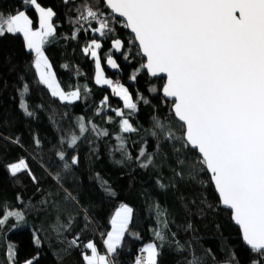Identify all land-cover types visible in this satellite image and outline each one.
Returning a JSON list of instances; mask_svg holds the SVG:
<instances>
[{"label": "trees", "instance_id": "obj_1", "mask_svg": "<svg viewBox=\"0 0 264 264\" xmlns=\"http://www.w3.org/2000/svg\"><path fill=\"white\" fill-rule=\"evenodd\" d=\"M39 2L57 13L56 36L45 45L52 71L65 92L80 89L81 99L65 103L53 97L40 83L34 54L26 49L22 35L0 36V206L21 210L26 216V223L19 227L14 218L0 226V264H25L36 256L39 258L35 264H85L82 253L90 254V250L83 245L92 241L101 253L106 251L104 234L111 231V219L121 205L133 209V222L114 258L115 264H134L145 244L161 243L154 234L161 227L156 205L167 214L166 240L158 264H189L193 251L202 264H223L229 255H234L240 264H251L257 257L244 245L231 213L221 208L209 174L202 171L195 179L187 174L183 178L176 176L182 168L178 159H184L190 150L177 153L179 141L169 142L152 135L156 120L166 123L177 136L183 135V128L173 114L172 103L162 97L164 79L149 78L142 67L145 61L137 55V46L131 44L125 52L114 51V38L129 44L132 36L128 30L114 25L115 34L107 38L91 31L76 34V9L83 0ZM18 10H26L37 27V13L22 0H0V13L15 14ZM74 34L76 39L72 38ZM92 39L102 44L99 52L107 77L126 86L137 102L135 112L125 109L123 101L110 89L96 84L95 62L83 52ZM108 56L120 65L117 71L106 66ZM133 75L135 80L131 79ZM25 84L29 91L21 97ZM22 101L32 116L20 107ZM117 109H122L125 116H117ZM81 117L89 131L75 148H70L69 137L73 133L79 135ZM124 118L129 119L136 132L121 133ZM92 125L107 130L108 135L97 136ZM118 135L125 137L132 159H125L115 150ZM142 148L154 157L148 168L140 167L136 159ZM60 151L65 152L69 163L73 155H78L79 164L70 171L64 170L65 161L57 156ZM20 159L28 162L38 184L27 173L11 176L7 165ZM57 172L64 177L62 187L49 175ZM63 189L71 192L75 200H66ZM69 223L70 227L57 231L58 226ZM189 224L192 228H188ZM35 236L40 238L39 246L34 242ZM76 236L80 246L70 247ZM177 242L184 251L178 250ZM10 250L15 252L14 262L8 256Z\"/></svg>", "mask_w": 264, "mask_h": 264}, {"label": "snow or ice", "instance_id": "obj_2", "mask_svg": "<svg viewBox=\"0 0 264 264\" xmlns=\"http://www.w3.org/2000/svg\"><path fill=\"white\" fill-rule=\"evenodd\" d=\"M22 3L38 14V27L34 29L33 19L26 10H18L15 14L0 13V36L22 35L26 49L34 54L39 81L53 97L68 103L81 99L80 89L65 92L61 88L45 54V45L56 36L54 17L57 13L51 7L42 6L39 0H22ZM76 12V34L91 31L93 35L107 38L115 34L114 25L130 30L132 39L128 45L114 38L112 47L125 52L129 51V45L135 44L137 55L146 59L142 67L153 77L161 74L165 77L163 95L171 100L172 110L183 128V135L177 136L166 123L156 120L152 135L169 142L179 141L180 147L175 148L177 153L190 150L184 159H178L182 168L175 175L183 178L187 174L195 179L202 171L210 174L220 203L231 211L243 242L257 257L251 264H264V0H83ZM72 38L77 37L74 34ZM101 47L100 41L92 39L83 48L85 55L94 58L96 84L110 87L123 100V107L135 112L137 102L128 88L105 77ZM124 59L128 60L129 56L125 55ZM107 64L113 69L120 67L112 56L107 57ZM131 79L135 80L136 76ZM28 91L25 84L21 97ZM20 107L27 115H33L23 101ZM115 112L117 116H125L122 109ZM79 121V135H70V148H75L83 134L89 131L82 117ZM91 130L97 136L108 135L107 130L96 125H92ZM120 130L121 133L137 131L127 118L121 120ZM116 139L119 144L115 150L125 159H132L125 137L118 135ZM35 143L39 146L40 142L36 140ZM57 156L65 161L66 171L79 164L78 155H73L70 163L64 151ZM136 159L142 168L154 163L153 155L147 153L146 148L140 150ZM7 168L13 177L27 173L34 183H39L25 159ZM49 175L62 187L64 177L60 172ZM63 191L66 200H75L71 192ZM17 199L24 203L21 197ZM155 207L161 227L154 230V234L161 243L152 242L142 247L134 264H158L160 249L166 240L167 214L158 205ZM10 218H14L17 227L26 223L23 211L0 206V226L7 224ZM132 222L133 209L121 205L111 219V231L104 234L106 251L101 253L92 241L83 245L90 250V254L82 253L85 264H115L114 258L123 247L126 234H130ZM66 227H70V223L58 226L57 231ZM34 242L40 245L39 236L34 237ZM71 246H80L79 236L70 241ZM177 246L184 251L183 245L177 242ZM8 256L14 262V250H10ZM38 258L33 257L25 264H35ZM189 264H202L194 251ZM223 264H240V261L229 255Z\"/></svg>", "mask_w": 264, "mask_h": 264}, {"label": "water", "instance_id": "obj_3", "mask_svg": "<svg viewBox=\"0 0 264 264\" xmlns=\"http://www.w3.org/2000/svg\"><path fill=\"white\" fill-rule=\"evenodd\" d=\"M117 19H122V18H119V17H117ZM128 30V29H127ZM128 32H129V34L132 36V34H131V32H130V30H128ZM141 57H142V59L145 61L144 63H146V59L141 55ZM145 70V72L147 73V75L149 76V78L151 79V80H161V79H164V83L166 82V79H165V77L161 74L160 76H157V77H153V76H151V74L146 70V69H144ZM162 93V97L166 100V101H168V102H171V100L170 99H168V98H166L164 95H163V92H161ZM172 103V102H171ZM173 111V110H172ZM173 114H174V112H173ZM174 116H175V114H174ZM176 118V120L181 124V122L178 120V118L177 117H175ZM182 125V124H181ZM209 176H210V174H209ZM213 185V184H212ZM213 187H214V185H213ZM215 189V188H214ZM215 192H216V190H215ZM216 194H217V196H218V198H219V195H218V193L216 192ZM219 200H220V198H219ZM220 206H221V208L222 209H224V210H226V211H228V212H230L231 213V211L230 210H228V209H226V208H224L223 206H222V204L220 203ZM232 219V218H231ZM232 222H233V224L239 229V231H240V234H241V230H240V228H239V226L238 225H236L235 223H234V221L232 220ZM241 236H242V234H241ZM243 240V239H242ZM244 243V242H243ZM244 245L246 246V244L244 243ZM247 247V246H246ZM248 248V247H247ZM249 249V248H248ZM250 250V249H249Z\"/></svg>", "mask_w": 264, "mask_h": 264}, {"label": "rangeland", "instance_id": "obj_4", "mask_svg": "<svg viewBox=\"0 0 264 264\" xmlns=\"http://www.w3.org/2000/svg\"><path fill=\"white\" fill-rule=\"evenodd\" d=\"M38 15V14H37ZM33 27H34V29L35 28H37L38 27V25H37V27H35L34 26V22H33ZM26 45V44H25ZM114 49V48H113ZM114 51H116L115 49H114ZM30 52V51H29ZM118 52V51H117ZM90 56V55H89ZM91 57V56H90ZM92 58V57H91ZM113 58V57H112ZM93 60H94V58H92ZM113 59H115V58H113ZM95 62V61H94ZM106 66L110 69V70H112V71H117L118 69H113V68H111L108 64H107V61H106ZM101 67L103 68V70H104V75H105V77L106 78H108V79H111L114 83H116L115 82V80L114 79H112V78H110V77H107V75H106V71H105V68H104V64H103V62H102V59H101ZM95 70H96V66H95ZM38 74V73H37ZM38 76H39V74H38ZM57 79V78H56ZM98 85V84H97ZM99 86H102V87H106V88H108V89H110L111 91H112V89L110 88V87H108V86H106V85H99ZM124 87H126V86H124ZM127 88V87H126ZM129 90V89H128ZM50 91V90H49ZM130 92V91H129ZM118 97V96H117ZM57 98V97H56ZM120 98V97H119ZM121 99V98H120ZM122 100V99H121ZM123 101V100H122ZM62 102H65V101H62ZM74 102H76V101H74ZM65 103H68V102H65ZM73 103V102H72ZM148 244V243H147ZM147 244H145V245H147ZM144 245V246H145ZM143 246V247H144Z\"/></svg>", "mask_w": 264, "mask_h": 264}, {"label": "built area", "instance_id": "obj_5", "mask_svg": "<svg viewBox=\"0 0 264 264\" xmlns=\"http://www.w3.org/2000/svg\"><path fill=\"white\" fill-rule=\"evenodd\" d=\"M116 83H119V82H116ZM119 84H120V83H119ZM138 255H140V251L138 252ZM138 255H137V256H138Z\"/></svg>", "mask_w": 264, "mask_h": 264}, {"label": "crops", "instance_id": "obj_6", "mask_svg": "<svg viewBox=\"0 0 264 264\" xmlns=\"http://www.w3.org/2000/svg\"><path fill=\"white\" fill-rule=\"evenodd\" d=\"M105 248V247H104ZM106 250V249H105Z\"/></svg>", "mask_w": 264, "mask_h": 264}]
</instances>
